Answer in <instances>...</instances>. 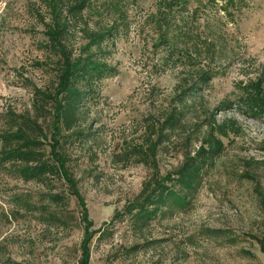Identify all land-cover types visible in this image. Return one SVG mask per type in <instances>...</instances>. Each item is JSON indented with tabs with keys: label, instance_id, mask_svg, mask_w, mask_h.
<instances>
[{
	"label": "rangeland",
	"instance_id": "1",
	"mask_svg": "<svg viewBox=\"0 0 264 264\" xmlns=\"http://www.w3.org/2000/svg\"><path fill=\"white\" fill-rule=\"evenodd\" d=\"M181 1L186 11L166 13L163 0H95L71 40L79 54L84 25L102 30L126 22L99 54L115 75L84 107L81 135L61 137L94 229L109 228L105 239L93 240L90 264H264V119L216 111L239 97V83L264 70V0H236L227 11L222 1ZM39 14H47L43 0H0V130L9 114H31L49 133L51 106L34 112V88H51L55 80ZM205 71L215 76L184 94L181 127L165 133L155 161L142 163L137 150L152 127ZM214 116L217 124L236 120L242 131L224 139L225 150L204 169L191 205L145 226L128 216L105 226L140 199L156 172L165 176L183 164ZM47 183L0 170V264L80 263L81 208L64 181ZM50 193L66 202L50 204ZM56 213L60 222L50 217Z\"/></svg>",
	"mask_w": 264,
	"mask_h": 264
},
{
	"label": "trees",
	"instance_id": "2",
	"mask_svg": "<svg viewBox=\"0 0 264 264\" xmlns=\"http://www.w3.org/2000/svg\"><path fill=\"white\" fill-rule=\"evenodd\" d=\"M94 1L43 0L47 14L38 16L44 27V49L49 57L45 63L48 65L47 68L50 66L54 69L55 80L51 88H34L36 99L34 112L44 111L51 106L49 133L45 132L40 123L41 117L31 114H9L6 116L4 128L0 130V170H12L26 182L48 184L51 179L58 178L68 185L70 194L78 201L85 222L79 264H90L93 240L105 239L109 228L94 229L88 207L70 175L67 160L60 151L61 137L64 133L81 135L82 132L76 130L83 123L84 107L91 99L98 97L100 84L116 73V69L105 62L99 54L103 51L104 44L115 41L120 27L126 24L125 21L119 24L114 22L102 30L84 28L88 26L84 25L81 28L84 43L79 54H76L71 40L77 34L78 23L86 22L85 13L90 11ZM163 1L166 13L187 10V5L181 0ZM210 1L224 2L222 7L226 11L229 7L237 5L236 0H208ZM162 42L168 45L170 43L169 39ZM42 63L39 64L40 67L43 66ZM214 76L212 71L201 72L192 86L182 90V95L177 98L178 105L172 106L163 120L156 127H152L146 144L137 150L142 163L150 164L151 159L152 162L155 161L159 148L168 140V134H173L181 127L185 116L184 94L198 90L196 89L198 84L208 85ZM239 84V97L233 101L225 100L216 111L239 109L251 118L264 119V70H261L254 80ZM213 119V122L207 124L203 142L197 149L184 155V162L177 170L165 176H160L156 172L140 199L128 206L124 213L116 214L111 223L105 226L114 225L125 216L145 226L161 215L186 210L191 205L192 195L202 184L204 169L224 152V139L230 135H239L242 131L236 120L231 119L217 124L215 116ZM47 147L50 148L49 152ZM48 198L49 203L53 205L66 202L60 194L50 193ZM24 207L35 208L32 204H25ZM50 217L55 221H61L57 213ZM259 244L264 255V241H259Z\"/></svg>",
	"mask_w": 264,
	"mask_h": 264
}]
</instances>
